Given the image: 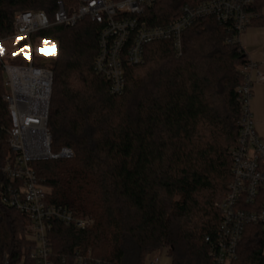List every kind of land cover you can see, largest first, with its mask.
Wrapping results in <instances>:
<instances>
[{
    "label": "trees",
    "instance_id": "16d2710c",
    "mask_svg": "<svg viewBox=\"0 0 264 264\" xmlns=\"http://www.w3.org/2000/svg\"><path fill=\"white\" fill-rule=\"evenodd\" d=\"M57 1L0 0L1 35L12 32L18 11L43 9L53 20ZM62 1L68 11L78 3ZM201 1L156 0L142 19L163 25L185 3ZM263 7L264 0H254L249 26H264ZM101 28L86 17L31 36L56 43L54 56H38L34 64L53 71L51 149L74 152L32 166L48 186L49 203L95 221L91 229L53 222L49 258L74 264L76 250L90 249L100 264H144L147 254L168 246L173 264H212L204 237L216 235L215 202L232 181L229 149L239 137L238 66L248 60L239 39L216 18H200L183 32L180 55L170 40L148 43L142 63L125 66L124 91L112 94L94 69ZM8 61L26 63L22 56ZM4 92L0 64V261L8 254L15 263L30 244L29 219L1 199L12 126ZM233 264H264L259 224L246 225Z\"/></svg>",
    "mask_w": 264,
    "mask_h": 264
},
{
    "label": "built area",
    "instance_id": "2783aa9c",
    "mask_svg": "<svg viewBox=\"0 0 264 264\" xmlns=\"http://www.w3.org/2000/svg\"><path fill=\"white\" fill-rule=\"evenodd\" d=\"M155 2L78 0L77 5L68 11L63 1L58 0L53 20L43 9L18 11L14 15L12 32L6 37L0 33V64L5 88L3 100L12 122L7 139L10 153L3 167L8 182L3 185L1 199L28 217L25 231L30 241L18 262H12L5 254L0 264H53L49 258L51 247L48 237L53 222L80 229H91L95 224L89 215L76 216L72 209L49 203L48 186L32 166L35 161L74 155L69 147L58 152L51 149L48 118L53 71L49 67L35 65L34 60L38 56H54L56 43L41 39L42 46L35 51L31 40L33 33L51 25L73 26L86 17L101 24L94 69L109 81L112 94H121L126 85L125 66L142 63L148 43L170 40L180 55L182 34L196 20L212 16L236 33L234 37L239 39L253 18L249 8L254 0H203L194 5L185 3L174 20L151 26L142 19V15ZM7 42L17 46L10 57L22 56L25 64L4 61V43ZM239 71L243 76L237 88L241 116L238 141L231 149L233 178L225 196L215 202L220 212L216 235L204 237L212 264H233L238 259L247 224H259L264 238V138L256 129L251 109L254 83L264 80V74L253 60L239 65ZM74 254V264H100L92 257L90 249L86 252L78 249ZM163 257L168 258L169 263H163ZM144 264L172 262L170 257L158 254L148 255Z\"/></svg>",
    "mask_w": 264,
    "mask_h": 264
},
{
    "label": "crops",
    "instance_id": "0c3cea01",
    "mask_svg": "<svg viewBox=\"0 0 264 264\" xmlns=\"http://www.w3.org/2000/svg\"><path fill=\"white\" fill-rule=\"evenodd\" d=\"M262 13L264 15V9L262 10ZM239 42L247 59L257 62L259 70L264 74V26H249L239 36ZM251 109L255 116L256 129L264 138V80L256 81L254 83ZM163 260V263H169L168 258L163 257ZM170 261L172 262L171 258Z\"/></svg>",
    "mask_w": 264,
    "mask_h": 264
},
{
    "label": "rangeland",
    "instance_id": "374dc122",
    "mask_svg": "<svg viewBox=\"0 0 264 264\" xmlns=\"http://www.w3.org/2000/svg\"><path fill=\"white\" fill-rule=\"evenodd\" d=\"M263 9H264V7L262 8V10ZM54 45H55V43H54ZM41 46H42V40L41 39H37V40H35L33 42V47H34L35 51H38ZM4 47H5V50H6L5 51V54H4V61L7 62L8 61V57L12 56V54L17 50V46H15L12 42H7V43H4ZM238 69H239V66H238ZM234 145L235 144H232L230 146V149H229L230 150V153H231V149H232V147ZM164 248L165 249H161V250H158L156 252H151V253L147 254V256L144 259V263L146 262V258L148 257V255L152 256V255H158V254L160 255V254H162V255H165V256L171 258V256L168 255L169 254V249L167 251L168 246H165Z\"/></svg>",
    "mask_w": 264,
    "mask_h": 264
}]
</instances>
